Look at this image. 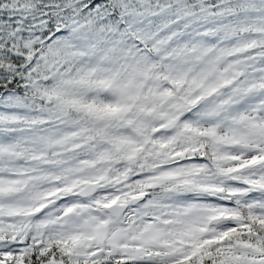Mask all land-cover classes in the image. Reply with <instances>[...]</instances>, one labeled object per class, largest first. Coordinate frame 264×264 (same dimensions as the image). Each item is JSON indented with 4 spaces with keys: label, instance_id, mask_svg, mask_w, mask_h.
Returning a JSON list of instances; mask_svg holds the SVG:
<instances>
[{
    "label": "snow or ice",
    "instance_id": "snow-or-ice-1",
    "mask_svg": "<svg viewBox=\"0 0 264 264\" xmlns=\"http://www.w3.org/2000/svg\"><path fill=\"white\" fill-rule=\"evenodd\" d=\"M0 264H264V0H0Z\"/></svg>",
    "mask_w": 264,
    "mask_h": 264
}]
</instances>
